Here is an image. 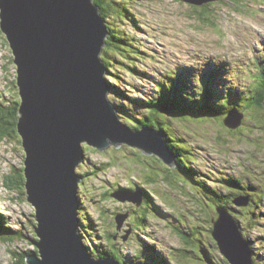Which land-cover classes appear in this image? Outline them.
Returning a JSON list of instances; mask_svg holds the SVG:
<instances>
[{
	"label": "rangeland",
	"instance_id": "1",
	"mask_svg": "<svg viewBox=\"0 0 264 264\" xmlns=\"http://www.w3.org/2000/svg\"><path fill=\"white\" fill-rule=\"evenodd\" d=\"M213 1L217 0H207ZM104 7L106 12L124 19L118 23L127 32L128 45H114L109 49L111 55L105 60L114 63L111 81L130 99L141 103L133 106L125 99L119 101L111 89L115 105L124 102L133 116L144 115L146 110L143 105L155 97L158 87L165 89L178 75L180 77L176 81L182 77V83L190 89L188 83L201 80L208 73L223 76L226 85L243 84L248 87L249 82L254 81V89L260 85L259 78L264 79V0H222L203 13L178 0H136L135 3L104 0ZM9 48L0 30V102H5V106L18 100L16 67ZM137 50L145 54L143 60L128 58L131 64L121 61L122 67L119 57L125 55L133 59L131 55ZM251 69H259L252 72L258 80L249 73ZM244 74L249 75L248 79ZM193 93L198 95L199 91ZM3 97L5 101L1 100ZM240 105L239 109H244L245 117L238 129L229 128L225 123L226 117L209 120L213 116L210 113H197L194 116L185 113L182 122L177 119L181 115L173 114L172 126L184 134V139L179 135H170L169 143L175 148L186 145L190 150L192 158L184 159L195 174L188 178L187 172H183L184 177H179L175 170L168 172L160 162L139 156L134 148L127 145H122L120 149L112 146L103 152L91 149L89 166L79 167V171L85 173L79 195L81 202H84L86 220H89V224L92 222L88 217L102 222L99 235L116 234L119 241L116 250L118 248L128 255L124 261L132 262V257L140 253L142 243L147 242L144 234L149 232L164 245L170 261L187 264L186 258L189 257L202 264L196 256L201 252L203 235L210 226H207V221L214 210L212 191L199 188V185H203L204 177L209 175L212 178L213 184L209 187L214 190V181L224 177L229 179L228 176L241 181L242 186L251 183L255 189L264 188V166L256 160L258 157L264 161V112L261 114V111L250 110L246 98L241 99ZM216 113L220 114V111ZM120 118L124 124L121 114ZM18 137L0 147V210L8 216L9 226L15 229L16 223L27 224L30 228L29 219H34V210L23 194H26L25 188L19 193L6 186L7 176L12 175L14 168L24 167L25 151ZM88 169L91 171L89 175ZM15 180L12 178L9 184ZM122 188L127 191V196L119 195L126 196L120 199L116 195ZM138 188H143L146 195L152 197L151 206L143 204L146 206V216L151 220L145 227L140 224L144 217L141 213L137 218L130 216L128 220L125 216L127 211L134 214L135 204L144 201L145 191ZM225 190L229 191L228 188ZM168 200L173 203L172 206L167 204ZM249 210L248 215L235 217L259 220L252 226L245 225L242 220L239 224L241 228L244 225L250 229V240L254 241V249H258L260 264H264V203L260 210L248 209L246 212ZM115 216L124 220H110ZM104 222L106 227L103 226ZM253 227H256L255 230ZM146 228L148 232L144 231ZM182 229L186 236L179 234ZM256 237L261 244L255 240ZM148 241L153 245L151 240ZM8 242L11 241H0V264H13L14 258L10 252L14 250L8 247ZM22 243L19 242V248H32L31 241L29 244Z\"/></svg>",
	"mask_w": 264,
	"mask_h": 264
},
{
	"label": "water",
	"instance_id": "2",
	"mask_svg": "<svg viewBox=\"0 0 264 264\" xmlns=\"http://www.w3.org/2000/svg\"><path fill=\"white\" fill-rule=\"evenodd\" d=\"M92 1L0 0V30L16 67L25 191L35 220L34 248L26 264H150L94 258L84 244L79 233L82 178L77 175L86 157L84 144L99 151L128 144L176 167L162 136L150 128L132 132L108 99L101 58L108 31ZM243 118L232 111L226 124L238 129ZM249 203L248 197L234 199L238 207ZM218 213L213 235L222 255L231 264H254L253 248L239 222L228 209L218 208Z\"/></svg>",
	"mask_w": 264,
	"mask_h": 264
},
{
	"label": "trees",
	"instance_id": "3",
	"mask_svg": "<svg viewBox=\"0 0 264 264\" xmlns=\"http://www.w3.org/2000/svg\"><path fill=\"white\" fill-rule=\"evenodd\" d=\"M112 1H129V0H112ZM130 1L132 3H135L136 0H130ZM93 4L99 7L100 14L107 20V30L109 33V37L107 39V45L105 49L113 47L114 45H118V44L127 46L128 45L126 41V38L128 37L127 32L120 27V24L119 25L117 24V22L120 19H122V16H118V18L115 19V16L113 14H108V15L105 14L104 7H103V0H93ZM211 5L213 4H208V5L204 4L201 6L190 5V7H195V9H197L200 13H203L206 10L210 9ZM111 19H113L114 22L112 24H109ZM111 52L112 51L109 50L108 52L105 53L104 56L108 58V56L111 55ZM144 55L145 54L142 53V51L137 50L136 53L131 55L133 59L130 58V56L123 55L119 57L120 59L119 61H125L128 64H131L128 58L131 60H134V59L143 60ZM105 64L108 67V72H110L111 69L114 67L113 61L107 62L105 60ZM124 67H127V66H124ZM263 75H264V69H263ZM177 77H180V75ZM177 77L173 78V84L170 85V87L166 89L159 88L154 99L149 100L148 104L152 105L154 102H159L162 106H166L169 109L177 110V114L181 115L177 118L179 121H183V115L185 113L191 114L193 116L194 111L195 113H210L213 116H215L213 119L224 118L231 110L233 111V109L236 111L242 110V109H239V107L241 106L240 105L241 99L246 98L248 101L253 100L255 97H257V92L261 88V85L264 86V79L259 78L260 85L258 89H249V91L245 94L247 97L246 96L244 97V95L241 94V89H242L241 86H236L233 84L226 85L224 81V77L219 76L217 73H208L204 75L201 80L192 82V84L188 83V85L192 89L188 88L182 83V77L180 78L181 80L176 81ZM110 86L114 90V93L116 94L119 101L120 100L122 101L123 99H125L129 101L131 105L136 106L135 104L138 103V100L130 99L128 96L124 94V92H122L120 87L117 86L116 84L110 83ZM195 90L199 91L198 95L193 93ZM1 95H4V94H1ZM263 98H264V95L261 97V99ZM1 100L5 101L6 99L5 97H3ZM112 100L114 99L112 98ZM4 106H5V102L4 103L0 102V147L5 142H12L11 140L15 141L19 139L17 135V122L19 118L20 100H14L10 102L9 106H5V107ZM115 106L117 108V112L122 115V120L127 125L131 126L133 130H137V126L131 121L135 123H139V124L145 123V124H149V126L156 127L154 124H152L149 121L140 120L136 116L131 115L128 112L127 110L128 108L125 104L122 103L121 105H115ZM248 107L249 109L252 108L253 103L252 102L248 103ZM216 111H220V114H217ZM150 115H153V111H150ZM170 135H179L181 138L184 139V134H182L180 130L179 131L176 130L173 126L170 129ZM85 148H86L84 150L85 153L89 155L91 152V149L93 148L89 147L88 145H85ZM175 149L178 154V157L192 158L191 152L187 148L186 145H183L182 147L175 148ZM87 162L88 163L86 165L90 163L88 159H87ZM23 170H24V167L23 168L15 167L12 175L7 176L6 186L8 188H10L11 190H16L19 193L24 191L25 174ZM175 171L179 177L180 176L184 177L179 170H175ZM168 172H170V170H168ZM190 172L193 173L192 170ZM89 174H91V171L88 169L87 175ZM84 175L85 173L81 172V176H84ZM229 177L231 176H228V178ZM12 178H15L16 180L15 182H13V184H9V180L11 181ZM192 178L194 179V177ZM214 182L216 183L214 185L216 186V190H211L208 185H199V188L204 191H209V190L212 191L211 202H212L213 208L218 205H223L229 208L232 206L235 198L239 196H243L241 195L242 193L236 194V196H233L235 194L236 189L242 188L241 181H239L238 179L231 180V179H227L224 177V178L215 180ZM250 184L251 183H249L247 187L249 188V190L251 189L255 190V198H257V195L260 193V191L258 188L255 189V186L253 184H252L253 186H249ZM225 188H228L229 191L225 190ZM23 194L26 196L25 192H23ZM144 194H146V192H144ZM226 194L232 195L231 198L226 200V198H224ZM147 199H148L147 204L151 206L150 200L152 198L147 196ZM236 215H241V214L236 213ZM244 216H246V214ZM81 217H83L84 219L87 217L83 202L81 205ZM88 218L91 220L94 228H92V226L89 225L87 220H81L80 233L83 236V233H85L86 231V233H89L90 237L95 240L96 248H94L91 243H86L87 247L89 248L88 250L91 252L94 258H106L115 251V246L119 242L118 240L114 241V237H116V234L104 233L103 235V233H101V235H99L98 233L102 229V226H101L102 222H97V220H92V218L90 217ZM249 218L251 217H244L242 219H238V221L242 220L245 222L244 223L245 225L250 224L251 226L259 222V220H250ZM29 220L31 224L30 228L27 224L24 225V224L16 223L15 225L17 228L15 229L9 226L8 216L3 211L0 210V241H11V242H8L7 244H8V247L10 248L13 247L12 250H14L10 252L12 257L14 258L13 264H26V257L30 252H32V251H29L25 247H20V248L18 247L19 242H23L22 245H24L25 243L29 244L30 240L34 241L35 220L33 219V217H31ZM105 220H109V218H106ZM150 222L151 220H148L147 222H144L142 226L145 227V225L146 224L148 225ZM26 223H28V221H26ZM103 226H105V222L103 223ZM244 227L246 228V231H247L246 236L248 239H250L251 237L249 236V233H248L250 232V229L246 226ZM255 228L256 227H253L254 230ZM179 234L186 236V233L183 229L180 231ZM262 239H264V237H262ZM146 243L148 242L142 243V249L140 253L137 255H140L141 258H144L147 261L148 259L146 255L148 256V258L149 257L151 258V256H153L154 259L153 258L151 259L153 262H156L155 264H164V262L166 264L167 263L174 264V260L172 261L168 260L167 262V259L165 258V254H161L158 251H154L153 249L156 248V246L150 245V248L146 249L145 248ZM110 247L113 249L112 251L108 249ZM117 250L119 251L118 252L119 255H124V253L120 249L117 248ZM127 257L128 255H124L123 260H125ZM155 257H157L158 259H155ZM159 257H162V259H159ZM117 259L120 260L121 257L118 256ZM132 261H135V260H132Z\"/></svg>",
	"mask_w": 264,
	"mask_h": 264
},
{
	"label": "flooded vegetation",
	"instance_id": "4",
	"mask_svg": "<svg viewBox=\"0 0 264 264\" xmlns=\"http://www.w3.org/2000/svg\"><path fill=\"white\" fill-rule=\"evenodd\" d=\"M264 95V86L261 85V88L258 90L257 92V97L254 98L253 100H251V102L253 103V107H252V111H261V114L262 112H264V98L261 99V97ZM261 106V107H260ZM264 116V115H262ZM250 125V123H247ZM155 132L159 133V131L157 129H153ZM172 148V147H171ZM173 149V152L175 154V158H176V162H175V165H176V169L178 168V165H179V157H178V154L176 152V149L175 148H172ZM135 151H137V154L141 157H146V158H150L151 160H154V161H158L160 162L161 164H163L165 166V168L167 170H172V167L170 165H167L165 164L163 161H161L157 155H151V156H148L147 154L143 153L142 151H139V150H136L134 149ZM259 154H257L258 156ZM256 160L262 165L264 166V161L260 158H256ZM87 160H84V162L82 164L84 165H80V167H83L87 164ZM86 166H89V165H86ZM80 169H77V174L78 175H81V172H79ZM193 171V170H192ZM195 172L193 171V173H191L190 171L188 172V175L186 176L187 178L194 175ZM208 180V181H207ZM208 182V183H207ZM215 183V182H214ZM210 184H213V181H212V178L208 175V177L205 178V182L203 183V185H210ZM216 184V183H215ZM81 188V185L80 187ZM216 188V186H215ZM260 193L257 195V198H255V194L249 190V188L247 186H242L241 189H236L235 190V193L236 194H241L243 196H239V197H248L250 199V203L247 207H238L234 204H232L231 207H225L223 205H218L216 207H214V210L211 212L210 214V218L208 219L207 221V226H209V229H207L205 231V234L203 235V238H204V242H202L201 246H200V250L201 252L196 256L197 258H199V260H201L202 264H231L228 259H226V257H224L220 251V247L218 245V242L216 241V239L214 238V235H213V232H214V222L217 221L219 219V213H218V208H224V209H228L231 213V215H236V213H240L241 215H248V213L251 211L249 210L248 212H246L248 209H252V210H260L262 209V205L264 203V188L260 189L259 190ZM122 194H127V191L124 190L123 188L117 193V197H119L120 199H123L125 197H121L119 195ZM146 194L143 195V198H144V201L141 205H137L135 204L137 207H139V211H137V207L134 208L135 210V213H131L130 211H127V220L130 218V216L134 215L138 216V214H142V219L140 220V224L142 225L144 222H147L148 221V218L146 216V211L144 210V208H146V206H143V204H147L148 202V199H147V196H145ZM259 195L262 196L261 199H259ZM159 196H161V192L159 191ZM232 195H227L224 197L227 199H230ZM79 198H80V195H79ZM152 198V197H151ZM152 202V199L150 200ZM167 204L169 206H172L173 203L171 201H167ZM141 207H143V209H140ZM81 209V207H80ZM79 213H80V210H79ZM117 215V214H115ZM241 215H237V216H241ZM120 216V215H119ZM111 220H124V218L122 217H118V216H115V218H111ZM133 223H134V220H133ZM133 223H129L130 225H132ZM118 226V225H117ZM242 229L244 231L245 234H247V231H246V228L244 226H242ZM114 241H117L116 240V237H114ZM115 243V242H114ZM162 245V244H161ZM209 245V246H208ZM164 245H162L163 247ZM208 246V247H207ZM158 246H156V248H154L153 250L155 251L157 249ZM113 249L111 248L110 251H112ZM210 252V253H209ZM162 254V253H161ZM168 255V254H167ZM166 255V256H167ZM118 256L120 257H123V255H119L118 254V251L116 250L115 248V251L110 254L108 257L106 258H117ZM253 260H254V264H260V257H259V253H258V250L257 249H254L253 248ZM160 259H162V257H159ZM168 258V257H167ZM135 261H145L143 260L140 256H138L137 254H135V257H132L131 260H134ZM142 259V260H141ZM187 264H198L196 263L194 260H192V258H189L187 257ZM130 260V261H131ZM169 260V259H168ZM151 263V262H150ZM174 264H175V261H174Z\"/></svg>",
	"mask_w": 264,
	"mask_h": 264
},
{
	"label": "clouds",
	"instance_id": "5",
	"mask_svg": "<svg viewBox=\"0 0 264 264\" xmlns=\"http://www.w3.org/2000/svg\"><path fill=\"white\" fill-rule=\"evenodd\" d=\"M110 2H112V3H118V2H122V1H112V0H109ZM178 1H182V0H178ZM220 1H222V0H220ZM220 1H215V2H211V4H214V3H217V2H220ZM124 2H129V3H131V1L129 0V1H124ZM92 3H93V1H92ZM94 5V4H93ZM189 5H191V4H189ZM98 7V6H97ZM103 7H104V0H103ZM99 8V7H98ZM99 12H100V9H99ZM104 13L105 14H113L114 16H115V14L114 13H111V12H106V10H105V7H104ZM118 17H116L115 16V19H117ZM124 19L122 18V19H120L119 21H123ZM114 21L113 20H111L110 22H109V24H112ZM117 24L119 25V23L117 22ZM122 29H123V27L122 26H120ZM106 28H107V20H106ZM125 30V29H124ZM108 31V30H107ZM108 37H109V33H108ZM108 37H107V39H108ZM107 39H106V45H107ZM10 47V46H9ZM106 48V46L104 47V49H103V56L101 55V58H102V60H103V62H104V64H105V53H106V51L107 50H109L110 48H107V49H105ZM11 49V48H10ZM141 51V50H140ZM143 53V52H142ZM125 56V55H124ZM120 65L122 66V62L120 61ZM15 64V63H14ZM106 65V64H105ZM123 67V66H122ZM106 68H107V72H106V80H107V82H110V83H112V84H114L112 81H111V75H110V73H111V71L110 72H108V67H107V65H106ZM264 69V68H263ZM112 70V69H111ZM254 71H259V69H251V71L249 72L250 74H252V72H254ZM252 75H254V74H252ZM248 76L249 75H245L244 74V77L246 78V79H248ZM254 78H256V76L254 75ZM257 80H258V78H256ZM108 80H110V81H108ZM173 83H171L170 85H172ZM254 84H255V82L254 81H251V82H249V84H248V87L247 86H245V85H240L241 87H242V89H241V94L242 95H244V97L246 96L245 94L249 91V89H254L253 88V86H254ZM16 85H17V77H16ZM170 85H168L166 88H168V87H170ZM159 88H162V87H158V89ZM165 88V89H166ZM249 95V94H248ZM156 96V95H155ZM247 97V96H246ZM256 98V97H255ZM108 99L110 100V102L115 106V103H114V101L112 100V97H111V93H110V91H109V95H108ZM151 99H154V98H151ZM150 99V100H151ZM264 100V99H263ZM148 101L149 100H147V105H143V107H144V109L146 110V112H145V114L144 115H142V116H140V117H137L138 119H140V120H146V121H149V122H151L152 124H154L156 127H152V126H149V124H145V123H135V122H133V121H131L132 123H134L136 126H137V130H133L132 128H131V126H129V125H127L125 122H124V125L125 126H127L132 132H140L141 131V129H143V128H150V129H157L158 131H159V134L162 136V138L165 140V142L167 143V147H168V149H169V151H170V153L172 154V156H173V160H174V162H176V158H175V154H174V152H173V149L172 148H175V147H173V146H171L170 145V143H169V136H170V129H171V127H172V121H174V117H173V114L174 113H176L177 114V110H175V109H169L168 107H166V106H162L159 102H154L152 105H149L148 104ZM251 102V100H249L248 101V103H250ZM138 105H141V103H137ZM137 104H135V105H137ZM115 108H116V106H115ZM252 108H250V110H251ZM116 111H117V108H116ZM150 111H153V115H150ZM233 111H236V110H233ZM259 111V110H258ZM230 112H232V111H230ZM229 112V113H230ZM237 112H240L242 115H243V112H244V109H242V110H240V111H237ZM229 113L225 116L226 117V119H227V117H228V115H229ZM117 114L119 115V118H120V114L117 112ZM169 116H171V119L169 118ZM244 117H245V115H243ZM215 116H211L210 118H209V120H212L213 118H214ZM216 119V118H215ZM225 119V123H226V120ZM244 119V118H243ZM120 120V122L122 123V121H121V118L119 119ZM180 122H182V121H180ZM123 124V123H122ZM251 125V124H250ZM17 135H19L18 134V131H17ZM178 136V135H177ZM19 138V137H18ZM21 142H22V140H21ZM85 145L86 144H84L83 145V149L85 150L86 148H85ZM122 145H127V146H129L128 144H121V146ZM112 146H114V145H112ZM111 146V147H112ZM120 146V147H121ZM114 147H116V146H114ZM129 147H131V146H129ZM172 147V148H171ZM91 148H93V147H91ZM110 148V147H109ZM131 148H134V149H136V150H139V151H142L140 148H137V147H131ZM93 149H95V148H93ZM108 149V148H107ZM96 150H98V149H96ZM106 150V149H105ZM104 150V151H105ZM99 151V150H98ZM101 152H103V151H101ZM84 153H85V151H84ZM153 155H156V154H153ZM85 160H87L88 159V155L85 153ZM159 158V157H158ZM160 159V158H159ZM89 160V159H88ZM161 161H163L162 159H160ZM89 162H90V160H89ZM164 162V161H163ZM165 163V162H164ZM166 164V163H165ZM81 165V164H80ZM168 165V164H167ZM151 166V165H150ZM80 167V166H79ZM79 167L77 168V169H79ZM152 168H154L153 166H151ZM172 170H179L180 172H181V174L183 175V172H189V171H191L192 169L190 168V165L189 164H186L185 163V159L184 158H181V157H179V165H178V168L176 169V168H173ZM79 172H81V171H79ZM171 172V171H170ZM84 173V172H83ZM78 175V174H77ZM80 178H82V182L80 183V185L83 183V177L85 176H81V175H78ZM205 178L206 177H204V182H205ZM203 182V183H204ZM80 185H79V187H80ZM80 189V188H79ZM138 189H143V188H138ZM144 190V189H143ZM131 191L132 192H134L132 189H131ZM145 191V190H144ZM146 192V191H145ZM234 216V215H233ZM234 218L238 221V219L234 216ZM81 221V220H80ZM238 222H240V221H238ZM242 229V228H241ZM242 232H243V234L245 235V238L246 239H248L247 238V236H246V234L244 233V231H243V229H242ZM79 233H80V231H79ZM81 234V233H80ZM34 240H35V238H34ZM248 240H250V239H248ZM31 241V240H30ZM252 242H253V246H254V241L252 240ZM251 242V243H252ZM31 243H32V248L31 249H29V251H32V249L34 248V245H33V243H34V241H31ZM85 244V243H84ZM86 245V244H85ZM87 246V245H86ZM88 248V247H87ZM253 248V247H252ZM89 249V248H88ZM91 250V249H90ZM258 250V249H257ZM31 253V252H30ZM29 253V254H30ZM28 254V255H29ZM116 260H119V259H117V258H115ZM120 262H126V263H130V262H127V261H124V260H119ZM132 262H141V261H132Z\"/></svg>",
	"mask_w": 264,
	"mask_h": 264
},
{
	"label": "bare ground",
	"instance_id": "6",
	"mask_svg": "<svg viewBox=\"0 0 264 264\" xmlns=\"http://www.w3.org/2000/svg\"><path fill=\"white\" fill-rule=\"evenodd\" d=\"M4 44V43H3ZM6 46V45H5ZM10 49V48H9ZM214 65H218V63H214ZM137 66V65H136ZM179 76V75H178ZM194 82V81H193ZM108 88H109V91H110V93H111V95H112V92H111V89H112V87L110 86V83L108 82ZM140 93V92H139ZM129 94V93H128ZM144 95V94H143ZM113 98V97H112ZM123 104H124V102H123ZM119 105H121V104H119ZM199 158V157H198ZM196 160V159H195ZM198 165V164H197ZM207 167V166H206ZM202 170V169H201ZM247 175V174H246ZM231 178V177H230ZM229 178V179H230ZM226 180V179H225ZM231 180H233L232 178H231ZM208 183V182H207ZM209 186V185H208ZM249 186H253L252 184H250ZM210 189L211 190H214L213 188H211L210 187ZM251 191L254 193L255 192V190H253V189H251ZM121 195H122V193H121ZM84 203V202H83ZM81 205H82V202H80V207H81ZM79 216L81 217V209H80V213H79ZM87 216V215H86ZM85 220H86V218H85ZM88 221V223H89V220H87ZM86 223V222H85ZM87 224V223H86ZM146 224V223H145ZM89 225H91L92 226V228H94V226H93V224H89ZM147 225V224H146ZM145 225V226H146ZM144 231H146V232H148V230H147V228L144 230ZM249 233V232H248ZM196 234V233H195ZM145 236H146V241L148 242V243H146V244H148V245H146L145 246V248L146 249H149L150 248V245H152V244H150V242L148 241V240H151L152 241V243H153V246H159V247H157L158 249H159V251L158 252H160V253H162V254H165V258L167 259V262H168V259H169V257H168V253H167V250H166V248L165 247H162V245H161V243L155 238V237H153L149 232H148V234H144ZM191 235V234H190ZM198 236V235H197ZM256 241H258L259 242V244H261V241L260 240H258V238L256 237V239H255ZM83 241H84V243L86 244V243H91L92 245H93V247L94 248H96L95 246H96V242H95V240L93 239V238H91L90 237V235H89V233H86V231H85V233H83ZM201 242V241H200ZM251 242H252V240H249V243H250V245L254 248V246L251 244ZM209 246V245H208ZM207 246V247H208ZM256 249V248H255ZM210 253V252H209ZM167 255V256H166ZM146 257H147V259H148V261H149V263H150V261H151V263L150 264H155L156 262H153L152 261V259L151 258H153V256H151V258L149 257L148 258V256L146 255ZM168 257V258H167ZM150 259V260H149ZM154 259V258H153ZM160 259V258H159ZM169 261H170V259H169ZM162 262H164V261H162ZM170 263V262H169ZM164 264H166L165 262H164ZM168 264V263H167Z\"/></svg>",
	"mask_w": 264,
	"mask_h": 264
}]
</instances>
